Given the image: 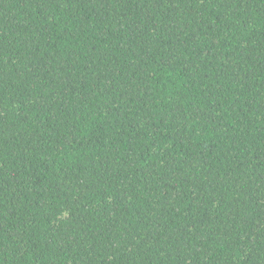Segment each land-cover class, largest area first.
Listing matches in <instances>:
<instances>
[{"label": "trees", "instance_id": "1", "mask_svg": "<svg viewBox=\"0 0 264 264\" xmlns=\"http://www.w3.org/2000/svg\"><path fill=\"white\" fill-rule=\"evenodd\" d=\"M0 264H264V0H0Z\"/></svg>", "mask_w": 264, "mask_h": 264}]
</instances>
